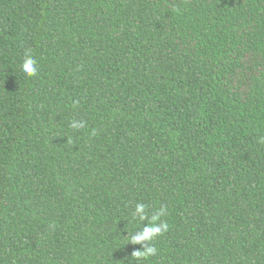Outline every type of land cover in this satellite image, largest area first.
<instances>
[{"label": "trees", "instance_id": "16d2710c", "mask_svg": "<svg viewBox=\"0 0 264 264\" xmlns=\"http://www.w3.org/2000/svg\"><path fill=\"white\" fill-rule=\"evenodd\" d=\"M262 138L264 0H0V264H264Z\"/></svg>", "mask_w": 264, "mask_h": 264}, {"label": "clouds", "instance_id": "9594fccd", "mask_svg": "<svg viewBox=\"0 0 264 264\" xmlns=\"http://www.w3.org/2000/svg\"><path fill=\"white\" fill-rule=\"evenodd\" d=\"M36 63V60L33 59L31 55L25 53V59L22 64V70L26 76L33 77L37 75ZM71 126L74 129L84 127L83 123H76L75 121L72 122ZM261 142H264V138L261 139ZM166 211V209H160L153 215L149 226L145 227L141 234L131 236L129 243L132 244L143 245L146 241L151 242V246L144 247L143 250L136 251L134 253L137 258H148L157 254V249L152 244V241H154L157 237L161 236L164 232L168 231L169 229V225L167 223H158L160 217L164 215ZM146 212L147 208L143 203L136 204L135 213L141 220L148 219Z\"/></svg>", "mask_w": 264, "mask_h": 264}]
</instances>
